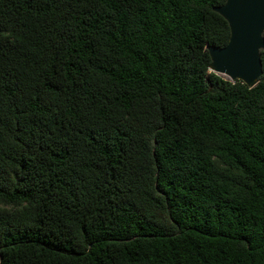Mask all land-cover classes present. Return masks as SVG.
Returning <instances> with one entry per match:
<instances>
[{"label":"trees","instance_id":"trees-1","mask_svg":"<svg viewBox=\"0 0 264 264\" xmlns=\"http://www.w3.org/2000/svg\"><path fill=\"white\" fill-rule=\"evenodd\" d=\"M224 2L0 0V264H264V50L209 71Z\"/></svg>","mask_w":264,"mask_h":264},{"label":"water","instance_id":"water-1","mask_svg":"<svg viewBox=\"0 0 264 264\" xmlns=\"http://www.w3.org/2000/svg\"><path fill=\"white\" fill-rule=\"evenodd\" d=\"M216 11L228 22L230 36L223 47H209V71L252 87L263 73L264 0H225Z\"/></svg>","mask_w":264,"mask_h":264},{"label":"rangeland","instance_id":"rangeland-1","mask_svg":"<svg viewBox=\"0 0 264 264\" xmlns=\"http://www.w3.org/2000/svg\"><path fill=\"white\" fill-rule=\"evenodd\" d=\"M224 79H227V80H229L228 78H226L225 76H222Z\"/></svg>","mask_w":264,"mask_h":264},{"label":"bare ground","instance_id":"bare-ground-1","mask_svg":"<svg viewBox=\"0 0 264 264\" xmlns=\"http://www.w3.org/2000/svg\"><path fill=\"white\" fill-rule=\"evenodd\" d=\"M221 76H224V75H221Z\"/></svg>","mask_w":264,"mask_h":264}]
</instances>
